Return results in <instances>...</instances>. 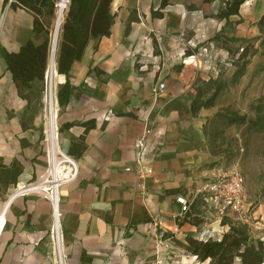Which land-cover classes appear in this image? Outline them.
Returning a JSON list of instances; mask_svg holds the SVG:
<instances>
[{"label":"crops","instance_id":"crops-1","mask_svg":"<svg viewBox=\"0 0 264 264\" xmlns=\"http://www.w3.org/2000/svg\"><path fill=\"white\" fill-rule=\"evenodd\" d=\"M158 2L112 0L110 33L88 40L69 69L68 101L56 104V126L74 123L58 131L61 148L66 152L72 142L83 146L72 156L73 177L67 164L57 167L62 264H185L196 258L186 236L218 239L229 228L204 203L200 224H177L175 197L189 198L202 189L216 169L211 162L221 155L211 151L203 132L211 113L190 110L198 78L194 67L184 60L176 69V62L163 61L169 42L181 38L157 34L160 21H147ZM134 11L145 17L132 18ZM33 18L31 11L0 0V264H58L49 239L50 202L26 188L43 177L48 163L44 79L18 89L2 54V49L18 51L27 40L43 42L45 35L32 29ZM153 39L162 42L156 51ZM49 55L50 44L46 68ZM65 79L55 73L56 90ZM160 81L164 92L154 97L153 85ZM89 119L94 126L84 132L79 123ZM146 126L153 132L143 162L152 172L145 175L142 192L134 141ZM158 232L168 243L159 251Z\"/></svg>","mask_w":264,"mask_h":264},{"label":"trees","instance_id":"trees-1","mask_svg":"<svg viewBox=\"0 0 264 264\" xmlns=\"http://www.w3.org/2000/svg\"><path fill=\"white\" fill-rule=\"evenodd\" d=\"M172 0H159L157 8L163 9ZM245 0H224L219 6L216 17L225 22L230 16L239 12L241 4ZM56 0H3V4H8L11 8L21 7L34 14L32 29L42 32L45 38L42 43L35 45L31 40H27L16 52H9L2 49L3 57L8 70L12 74L14 83L18 89L28 86L33 79H44L49 52V19L55 14ZM112 0H68L67 8L63 14L57 37V53L55 59V69L59 74H64L66 79L56 91V99L59 106L67 103L70 93V83L68 78L71 64L80 59L84 48L90 38L106 36L110 33V26L113 22L114 14L111 12ZM188 9H194L188 5ZM257 27L260 34H264V10L258 18ZM127 31V28H126ZM217 33L212 39H217ZM222 46L226 51H230L227 42L237 41L236 37L225 36ZM260 43L264 45V37L260 36ZM153 43L156 44L155 39ZM239 55L233 59L235 69L229 79L220 76H208L207 79L195 80V94L190 102L192 115H196L200 108H212L220 92L229 85L238 82L244 74L249 58L256 52L248 45L241 47ZM156 51V50H155ZM184 55H190L189 51ZM180 65L174 68L179 69ZM253 115L247 117L231 109L217 110L211 114L203 125V132L208 140L209 146L215 155H222L226 148H221L218 140L223 136L225 128L231 125H245V128L254 132H264V103L258 98L252 105ZM74 123H64L59 126L69 128ZM84 132L94 126V119L82 121ZM83 146L72 142L66 151L67 154L80 155ZM203 204L201 194H196L188 206V210L182 217H176L177 224L186 221L198 225L202 219L200 217V207ZM229 228L220 238L206 240L186 236L185 240L190 247V253L198 261L206 264H231L226 248L232 243L238 247L236 255L242 264H261L264 261V242L261 239L250 240L246 227L237 225L229 221Z\"/></svg>","mask_w":264,"mask_h":264},{"label":"rangeland","instance_id":"rangeland-1","mask_svg":"<svg viewBox=\"0 0 264 264\" xmlns=\"http://www.w3.org/2000/svg\"><path fill=\"white\" fill-rule=\"evenodd\" d=\"M223 1L172 0L163 9L153 7L147 15V21H160L157 34L165 33L170 40L177 39V36L181 38L180 41L169 42L171 51L169 57L163 60L165 64L176 62L175 65H179L191 57L187 62L189 67H194L199 79H207L208 76L229 79L235 69L233 59L239 55L241 47L248 45L251 49L256 48L238 82L220 92L215 105L207 108L211 114L217 110L231 109L250 117L254 113L251 105L258 98L264 103V45L260 43V36L264 37V34H260L256 24L264 10V0H245L238 14L230 16L227 22L215 15ZM188 5H192L194 9H188ZM56 8L55 14L49 19V39L56 20ZM133 13L132 18L142 20L145 17L142 11L138 13L139 18L136 11ZM180 21H184L185 28L181 27ZM216 33L217 39L213 40L212 37ZM225 36L238 39L227 42L231 49L229 52L222 46ZM155 41L154 51L158 50L160 45L162 47V42ZM187 51L190 55H184ZM218 143L226 150L211 164L216 168H238L244 176L246 193L242 217L234 213L221 217H224L227 223L231 221L244 225L250 240L261 239L264 242V132L247 130L243 124L231 125L225 128ZM210 149L212 151L211 147ZM200 210L204 211L202 208ZM237 249L233 243L226 248L231 264H242L236 255ZM184 254L189 253L185 250ZM206 263L207 260L200 262L197 258L185 262ZM261 264H264V261Z\"/></svg>","mask_w":264,"mask_h":264},{"label":"built area","instance_id":"built-area-1","mask_svg":"<svg viewBox=\"0 0 264 264\" xmlns=\"http://www.w3.org/2000/svg\"><path fill=\"white\" fill-rule=\"evenodd\" d=\"M58 3V1H57ZM56 3V10L58 11V6ZM68 0H66L67 8ZM65 9L61 8L60 14L58 15L56 11V20L58 21V26L53 27L51 31L52 34L59 32V27L63 19V14ZM55 20V21H56ZM50 39V51H51ZM55 60L49 59L48 66L44 73V112L46 116V126H45V140L48 145V163L45 169L43 177L39 180L30 184L28 189L33 192L39 193L44 196L51 205V224L49 229V239L53 246L54 253L58 264H62V252L60 247V211H59V185L60 178L57 175V167L61 164H67L72 169L70 177L75 175V163L73 157L67 154L60 146L58 139V128L55 124V108L57 103L56 99V87L54 83V76L56 73ZM165 89V84L163 81L157 82L153 85L152 93L154 97L162 95ZM59 106V105H58ZM152 128L146 126L141 135L134 141V165L137 169V186L143 192L145 190V185L143 179L145 175L152 172L151 167L144 163V156L149 148V137L152 134ZM130 166H125L124 170L129 171ZM201 194V199L203 203L216 215L224 216L230 213H234L239 217L244 214V205L246 202V193L244 188V176L240 170L234 166L228 168H216L210 180L205 183V185L196 194ZM186 198L184 195H177L175 197L176 203L179 204L180 208L177 217H182V215L188 210L189 204L195 197ZM157 222L155 220L151 223V228L157 230L155 226ZM2 228V219L0 218V230ZM162 232H158L155 235V249L160 250V247H168L167 238L163 237ZM157 263L160 262V258H157Z\"/></svg>","mask_w":264,"mask_h":264},{"label":"bare ground","instance_id":"bare-ground-1","mask_svg":"<svg viewBox=\"0 0 264 264\" xmlns=\"http://www.w3.org/2000/svg\"><path fill=\"white\" fill-rule=\"evenodd\" d=\"M57 6H58V15L60 14V11H61V8L65 9L66 7V0H58V3H57ZM58 26V21L56 20L55 23H54V27L56 28ZM60 33V32H59ZM57 37L58 36V32H57V35L55 34H52L51 36V42L53 41V44L51 45V51H50V55H49V59L52 60L54 57H55V54H56V48H57ZM190 58H186V61H190ZM56 115V114H55Z\"/></svg>","mask_w":264,"mask_h":264}]
</instances>
